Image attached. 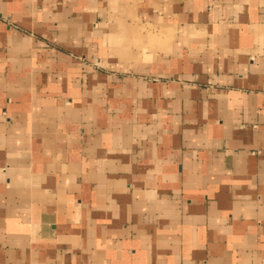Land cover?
Wrapping results in <instances>:
<instances>
[{
	"label": "crops",
	"instance_id": "1",
	"mask_svg": "<svg viewBox=\"0 0 264 264\" xmlns=\"http://www.w3.org/2000/svg\"><path fill=\"white\" fill-rule=\"evenodd\" d=\"M0 264H264V0H0Z\"/></svg>",
	"mask_w": 264,
	"mask_h": 264
}]
</instances>
